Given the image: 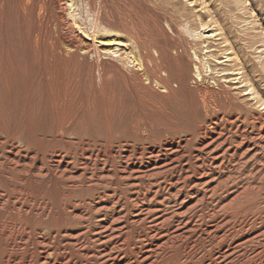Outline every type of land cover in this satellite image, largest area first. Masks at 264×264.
Instances as JSON below:
<instances>
[{"label": "rangeland", "instance_id": "1", "mask_svg": "<svg viewBox=\"0 0 264 264\" xmlns=\"http://www.w3.org/2000/svg\"><path fill=\"white\" fill-rule=\"evenodd\" d=\"M59 1L0 0V264H264V0Z\"/></svg>", "mask_w": 264, "mask_h": 264}, {"label": "bare ground", "instance_id": "2", "mask_svg": "<svg viewBox=\"0 0 264 264\" xmlns=\"http://www.w3.org/2000/svg\"><path fill=\"white\" fill-rule=\"evenodd\" d=\"M51 3H57L59 0H50ZM63 1V0H62ZM69 1V0H68ZM60 2V1H59ZM84 4V3H83ZM82 6V5H81ZM78 8V7H77ZM62 11V9H60ZM74 10V9H73ZM255 10V9H254ZM73 12V11H72ZM82 13V12H81ZM85 13V12H84ZM62 14V13H61ZM77 14V13H76ZM80 14V13H79ZM55 15V14H54ZM63 15V14H62ZM65 17V16H64ZM74 17V16H73ZM91 17V16H89ZM61 18V17H60ZM85 18V17H84ZM80 19V18H79ZM74 21V20H72ZM76 21V20H75ZM89 21V20H88ZM82 22V21H81ZM90 22H93V21H90ZM89 23V22H88ZM75 24V23H74ZM91 24V23H90ZM85 25V24H84ZM74 27H76L74 25ZM87 29L89 30H92L93 32H96V31H104L101 27H98V24H92V26H88ZM82 30V29H81ZM86 30V29H85ZM80 31V30H79ZM203 33V32H202ZM119 38V37H118ZM95 41V40H93ZM112 43V41H110ZM78 43V42H76ZM87 43V42H86ZM74 46V45H73ZM76 46V45H75ZM118 46V45H117ZM235 48V47H234ZM236 50V49H235ZM130 55L126 56L125 60L124 61H118V62H121L123 63L122 66H120L116 61H112L113 59H116L114 57L111 56V59L112 60H101L99 58H96L94 60V72H97V80L100 82V85L102 87V94H103V101L104 103H106L108 100H109V97L107 96V92L105 90V86H107V83H106V80L104 78V76L102 75V70H101V66L103 64H106V63H109L113 65V67L115 68L116 72H122L124 74H133V75H136L139 80L141 81L142 79V76L145 75V73L147 72V64L145 62L144 59H141V58H137L135 57L134 55H132L131 53H129ZM226 56V55H225ZM43 68V66H42ZM197 73H198V69H197ZM199 76V74H198ZM167 77V73H164L161 74V77H155V78H151V77H148V81L146 84H153V83H156L157 85H161L163 84V80L164 78L166 79ZM33 80V79H32ZM127 82V81H126ZM130 83V81H128ZM127 82V84H128ZM30 83V82H29ZM255 83V82H254ZM31 85V83H30ZM165 86V85H164ZM211 93V92H210ZM28 120V119H27ZM58 124V123H57ZM30 125V124H29ZM33 134V133H32ZM34 153V152H33ZM54 192V191H53ZM53 195V194H52ZM19 206V205H18ZM1 216V215H0ZM44 216V215H43ZM6 223V222H5ZM3 226V225H2ZM5 226V225H4ZM3 228V227H2ZM24 231V230H23ZM33 232V230H32ZM8 233V232H7ZM23 234V233H22ZM6 235V234H5ZM29 236V235H28ZM44 236V235H43ZM125 236V235H124ZM13 238V236H12ZM1 240V239H0ZM188 250V249H187ZM219 253V252H218ZM226 253V252H225ZM90 254V253H89ZM68 259V258H67ZM76 260V259H75ZM224 263V262H223Z\"/></svg>", "mask_w": 264, "mask_h": 264}]
</instances>
